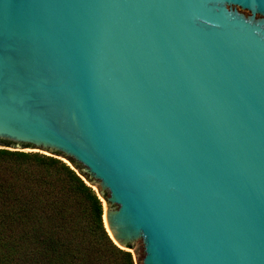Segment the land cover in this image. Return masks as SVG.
I'll use <instances>...</instances> for the list:
<instances>
[{
	"label": "water",
	"instance_id": "1",
	"mask_svg": "<svg viewBox=\"0 0 264 264\" xmlns=\"http://www.w3.org/2000/svg\"><path fill=\"white\" fill-rule=\"evenodd\" d=\"M0 143L67 160L135 264H264V0H0Z\"/></svg>",
	"mask_w": 264,
	"mask_h": 264
},
{
	"label": "trees",
	"instance_id": "2",
	"mask_svg": "<svg viewBox=\"0 0 264 264\" xmlns=\"http://www.w3.org/2000/svg\"><path fill=\"white\" fill-rule=\"evenodd\" d=\"M0 264L135 262L111 240L102 200L70 166L0 150Z\"/></svg>",
	"mask_w": 264,
	"mask_h": 264
},
{
	"label": "rangeland",
	"instance_id": "3",
	"mask_svg": "<svg viewBox=\"0 0 264 264\" xmlns=\"http://www.w3.org/2000/svg\"><path fill=\"white\" fill-rule=\"evenodd\" d=\"M0 150H7V151H14V152H26V153H39V154H42V155H45V156H50V157H53V158H56L60 161H62L63 163L67 164L68 166H70L69 162L67 160H64L58 156H53V155H50L49 153L47 152H42L40 150H32L31 148H22V147H14V146H5L3 144H0ZM71 167V166H70ZM96 188V186H94ZM103 202V216H104V210H105V202ZM103 223H104V219H103ZM104 226H105V223H104ZM106 229V227H105ZM107 231V230H106ZM134 258V254H133V251L131 250L130 252ZM135 262V261H134Z\"/></svg>",
	"mask_w": 264,
	"mask_h": 264
},
{
	"label": "bare ground",
	"instance_id": "4",
	"mask_svg": "<svg viewBox=\"0 0 264 264\" xmlns=\"http://www.w3.org/2000/svg\"><path fill=\"white\" fill-rule=\"evenodd\" d=\"M105 226H106V224H105ZM107 230V229H106ZM109 233V235L112 237V235H111V233L110 232H108Z\"/></svg>",
	"mask_w": 264,
	"mask_h": 264
}]
</instances>
